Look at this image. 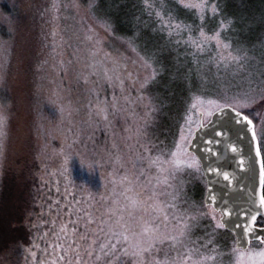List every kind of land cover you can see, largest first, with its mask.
I'll list each match as a JSON object with an SVG mask.
<instances>
[{
	"label": "snow or ice",
	"instance_id": "6c2138e0",
	"mask_svg": "<svg viewBox=\"0 0 264 264\" xmlns=\"http://www.w3.org/2000/svg\"><path fill=\"white\" fill-rule=\"evenodd\" d=\"M98 7L99 0H89L86 6L79 0H52L44 12L59 21L63 10H67L69 17H75L82 8ZM142 10L153 18L154 31L165 34L172 44L192 49L186 55H191L193 64L197 65L201 88L208 84V77L203 74L208 65L216 69L217 78L223 75L237 83L226 86L214 99L197 96L192 108H198L199 119L193 120L188 115L179 129L178 142L172 148H160L154 145L150 129L165 105L164 99L151 93L164 72L160 60L162 50L142 52L137 42L139 32L131 37H118L136 54L137 59L131 61L130 67L129 57L104 51V38L94 29L89 27L81 38L84 30L75 25L54 27L50 33L53 71L70 70L74 61L64 59L65 49L72 48L71 41L76 40L78 46L72 56L81 63L76 78L88 86L89 97L85 105L87 119L82 123L89 128L103 123L112 136L110 147L93 151L95 158L88 161V167L104 169L107 166L111 171L110 179L104 178L105 191L81 189L78 194L68 175L71 151L78 143L76 137L72 138L67 145L69 151L61 150V167L52 174L64 177L63 189L57 179L54 182L56 198H45L48 219L33 225L41 229L49 225L37 236L44 246L29 242L30 246L23 249L25 264H225L226 253L217 237L219 230L227 229V218L233 210L227 203L220 207L213 188L208 185L205 186L207 195L199 201L189 195L187 188L190 178H199L202 172L204 176L212 173L224 182L236 179L234 173L221 167L205 166L201 157L190 150L197 133L210 125L215 126L211 128L213 139L207 140V145H219L228 137L227 148L241 154V168L252 171L258 162L259 193L257 198L253 188L250 203L253 209L257 206L264 209V42L257 49L255 44L248 46L230 36L243 30L241 25L250 26L252 21L226 15L222 0H143ZM182 12L194 19L182 18ZM212 21H216L215 26L209 27ZM99 23L105 33L114 34L110 18H103ZM84 42H87V55L80 58L79 43ZM206 51L214 54L202 65L200 56ZM0 53L7 56V48L0 49ZM25 57L26 50L22 49L16 71V83L21 91L27 87ZM9 74L0 63V81L6 82ZM184 79L191 87L190 76L185 74ZM73 110L71 103L60 106V111L69 117ZM118 120L124 122L121 133L115 130ZM6 127L5 118L0 116V160L4 158ZM233 129L238 140L241 136L249 137L252 152L249 158H243L240 146L231 142L229 133ZM83 131L81 128L77 136ZM205 152L219 159L220 153L214 152L213 147H205ZM81 157L83 163V153ZM250 211V215L248 211L243 213L248 220L243 225L245 237L251 236L261 215L259 210ZM204 221L210 222V231L201 238L196 233ZM250 243L249 239L247 245ZM247 245L237 237L227 253L228 264H264V249L256 251ZM37 250L43 256L40 261H37ZM15 251L19 252V246ZM0 264L7 262L0 261Z\"/></svg>",
	"mask_w": 264,
	"mask_h": 264
},
{
	"label": "rangeland",
	"instance_id": "374dc122",
	"mask_svg": "<svg viewBox=\"0 0 264 264\" xmlns=\"http://www.w3.org/2000/svg\"><path fill=\"white\" fill-rule=\"evenodd\" d=\"M62 2H66V0H62ZM79 2L86 6L89 0H79ZM2 3L3 1L0 0V49L7 48L8 55L3 56L0 53V63L10 74L6 82L0 81V116L4 117L7 123L5 129L7 135L4 138V158L0 160V245L10 241L8 243H12L15 247L26 245L25 248H27L30 246L29 242H35L43 248V242L37 239V236L42 234V231L47 230L49 225L45 224L43 229L39 227L33 229V226L28 227V225L23 226L27 222L33 221L32 215L35 211V205L39 206V212L43 215L40 217L41 219H38L39 216H37V219L35 217L34 225H39L42 220H47L48 213L45 198L47 196H52L53 199L56 198L54 182L57 179L60 180V186L63 189L64 177L52 175L57 172L63 163L61 150L68 152L67 145L72 138L76 137L78 139L75 149L71 151L68 164V175L72 180L73 187L78 194L81 189L102 192L105 191L103 187L104 178L110 179L108 173L111 169L107 166L104 169L90 168L88 167V161L95 158L93 156L94 150L103 149L105 146L110 147L112 136L110 132L105 130L103 123L95 128H89L82 123L87 119L85 105L89 97L86 91L88 86L76 78L77 72L81 70V63L76 57L72 56V53L74 48L78 46V42L72 40L73 47L65 49L64 59H73L74 61L70 65V70L67 73L54 72L51 67L54 55L52 45L49 50L42 52L40 43L33 40L35 32L31 27L32 25H30L31 20H27L23 26L24 29L28 25V28L24 30L29 31L28 37L25 36V33H18L17 35L14 33L15 37L13 35L10 39L8 38L3 26L11 31L12 36L13 32L16 31V26L18 30L19 21L25 20L26 17L22 8L20 12L22 14L18 16L15 26L14 19L9 18L2 12ZM222 3L226 15L236 18L243 17L252 21L250 26L241 25L240 27L243 30L231 33V38L248 46L255 44L259 49L261 43L264 42V0H222ZM140 4L143 5V0H99L98 8L94 10H84L82 8L80 14L75 17H69L67 10L61 11L59 13L60 20H54V23L55 27L59 25L61 28H66L68 25H75L76 28L83 29L84 31L80 33L81 38H83L89 27L94 29L104 38V51L111 53L113 56L129 57L130 67H132L131 61L137 59L136 54L118 37H131L139 32L137 42L142 52L162 50L160 60L164 66V72L159 77L160 82L156 86L161 85L166 88L167 83H169V86L173 85L175 88L176 86L181 88L182 85L178 83L182 80L180 78H182L181 74L184 71L190 70L197 73V65L193 64L192 56L186 55V52H191L192 49L186 48L184 45L172 44L165 34L154 31L153 18L148 17L142 9L135 13L138 6L142 7ZM25 9L28 11L27 7ZM108 16L112 17L114 34L105 33L100 27L99 21L108 18ZM137 17H139V20ZM181 17L188 20L194 19L183 12ZM43 21L47 31L50 32V23H46V18ZM215 23L216 21H212L209 27L215 26ZM126 30V34L130 32L131 35L127 36L122 33ZM31 35L32 38L29 40ZM111 38H114L116 42L110 44ZM15 39L19 42L23 40V43H20V51L22 49L26 50L27 87L23 91L16 83L20 53H15L16 50L13 46ZM79 47L81 51L77 55L83 58L87 55V42L79 43ZM40 52L43 54L39 55ZM46 53V65L42 68L41 61ZM213 54L211 51L202 54L200 56L201 64L203 65L204 61ZM101 57H103V53H101ZM177 69H179V72H177ZM215 72L216 69L211 65L203 70V74L208 77V84L205 88H201L200 81L198 88L190 95L181 119L177 123L173 142L169 146L160 147L155 143L151 134L154 145L165 149L172 148L174 143L179 140V129L184 125L187 116L191 115L193 120L199 119L198 108H192V104L196 103L197 96H202L205 100L214 99L224 91L226 86L237 83V81H231L230 78L223 75L217 78ZM166 75L170 77L172 75L175 78L171 79ZM198 76L200 78L199 74ZM108 95L110 98V89ZM176 99H178L177 94L172 96L169 102L170 108L177 105ZM69 103L74 109L70 117L67 113L60 111L62 104L68 105ZM75 109H79V111H75ZM256 120L258 121L259 117ZM123 124L122 120L116 121L115 130L118 133L123 131ZM81 128L84 131L77 136ZM259 128L260 125L257 123L258 132ZM89 136L91 139H89ZM81 153L84 154L83 163L81 162ZM38 161L46 170L39 171V173L35 171L36 162ZM35 173L40 182L47 187V189L40 190L38 193L35 190ZM205 186L206 179L202 172L199 178H190L187 185L188 193L193 199L199 201L205 197ZM110 189L111 185L109 184L108 190ZM209 223V221H204L202 228L197 230V236L205 237V233L210 231ZM18 227H23V232L17 229ZM220 244L222 251L226 253L223 258L224 262L228 264L230 257L227 253H230L235 244V239L220 241ZM251 248L259 251L264 249V245L253 243ZM37 253V261L42 260L43 256L39 250H37ZM231 259L234 260L235 257L233 256ZM21 264H25V261L23 263L21 261Z\"/></svg>",
	"mask_w": 264,
	"mask_h": 264
},
{
	"label": "trees",
	"instance_id": "16d2710c",
	"mask_svg": "<svg viewBox=\"0 0 264 264\" xmlns=\"http://www.w3.org/2000/svg\"><path fill=\"white\" fill-rule=\"evenodd\" d=\"M2 1H3L2 3L3 11L2 12L6 14L7 16H9V18L14 19L15 26L18 21V16L22 14L20 13L22 8L24 9V12H25L24 15L26 17L25 20L19 21L18 30L16 26V31L13 32L12 36H11V31H9L8 28H5L3 26V30L8 36V38L10 39L11 37H13V35L15 37L14 33H16V35L18 33H25V36H27L29 31H24V30L28 28V25L25 26L24 29H23V26L25 25V22H27V20H31L30 25H32L31 27L34 29V32H35V36L33 40L35 42L37 41L40 43V46L42 47V52L44 50H49V48H51V45H52V42H51L52 37L50 33L55 27V23H54V20L51 19V14L45 13L44 9L47 5L50 4V1L52 0H2ZM140 5L142 7L138 6V9H136L135 13H138L141 9H143V5L142 4ZM26 7L28 8V11L25 9ZM44 18L47 19L46 23L48 24L50 23L49 24L50 32H48L46 29V26H44V21H43ZM108 18L112 20L111 16H108ZM126 32L127 30L122 33L126 34ZM47 33L49 34L47 35ZM126 35L129 36L131 34L130 32H128ZM31 38H32V35L29 38V40H31ZM110 40H111L110 44H112L113 42H116L114 38H111ZM20 43H23V40L19 42L17 39H15V43L13 44L14 49L16 50L15 53H21ZM42 54L43 53L40 52L39 55H42ZM46 61H47V53L45 54L44 59L41 61L42 68L46 65ZM172 72L173 71L171 70V73ZM185 74H188L191 78V87H189L185 82V79H184ZM181 76L182 78L180 79L182 80L180 81V83H178L179 85H182L181 88L180 87L177 88V86L175 88V86L173 85L169 86V83H167L166 88H164L161 85H158V86L155 85L154 87L151 88V93L153 95H159L162 99L165 100V105L162 107L161 111L157 114L156 121L150 129V132L154 138L155 143H157V145L160 147L169 146L173 142V138L175 136V132L177 128V123L181 119V115H182V112L185 110L186 103L190 99V95L198 88L199 83L201 81L198 74L195 73L194 71H189V70L184 71L181 74ZM166 77L171 78V79L175 78L172 75L171 77L166 75ZM176 94L178 96V99H176L177 105L170 108L169 102L172 96ZM36 164L37 166L35 167V171L37 173H39V171L42 172L43 170H46L44 169V167L41 165L39 161L36 162ZM35 175H36L35 176L36 192L38 193L40 190L44 191L45 189H47L46 185L40 182L39 177L37 176L36 173ZM39 210H40L39 206L35 205V211L32 215L33 221H31L30 223L27 222L26 225H24L23 227L27 225L28 227H32L35 223L34 222L35 217L37 219V216H39L38 219H41L40 217L43 214L39 212ZM258 224L263 226L264 219L260 218ZM23 227H18L17 229H20L23 232L24 230ZM217 238L219 239V241H224V240L232 241L234 239V236L228 231H226L225 229H221L219 230V235ZM8 242L10 241L4 242L2 245H0V257H1L0 261H6L7 264H21V261L23 263L24 262V259H22L23 249L25 248L26 245H22L21 247H19V252H17L15 251L17 247H15L12 243H8ZM255 244L259 245L261 243H255ZM10 250H12L11 254H10ZM2 251H3V255L1 256Z\"/></svg>",
	"mask_w": 264,
	"mask_h": 264
},
{
	"label": "water",
	"instance_id": "95a60500",
	"mask_svg": "<svg viewBox=\"0 0 264 264\" xmlns=\"http://www.w3.org/2000/svg\"><path fill=\"white\" fill-rule=\"evenodd\" d=\"M214 126L215 125H210L207 129H201L197 133L196 139L191 141L193 147L190 150L194 151L199 157H201L202 163L205 166L212 164L213 166L221 167L223 170L235 174V180L224 182L222 178H218L212 173H209L205 176L206 185L213 188V192L218 198L217 204L220 207H223L225 203H227V206L233 210L232 216L227 218L228 227L225 230L234 236L235 241L237 237L243 239L245 245H247V241L250 239L251 243L247 246L251 247L253 243H261V238L264 237V225L261 226L258 224L260 218L264 219V209H258V206L257 209H253L250 203L253 188H255L258 198L259 165L257 162L252 171H247L241 168L239 166L241 154L232 153L230 149L227 148L228 137H225V142L219 145H207L206 141L213 139L211 128ZM229 136L231 142L240 146L243 158L247 159L252 155L248 136H241L238 140L235 129L229 133ZM205 147H213L214 152H219V159H217L215 155L205 152ZM209 181H211V183H209ZM206 195L207 192L205 196ZM250 210H259L261 215L257 217V222L251 236L245 237L243 225L247 223L248 220L243 213L248 211L250 215ZM262 244L264 245V243Z\"/></svg>",
	"mask_w": 264,
	"mask_h": 264
}]
</instances>
